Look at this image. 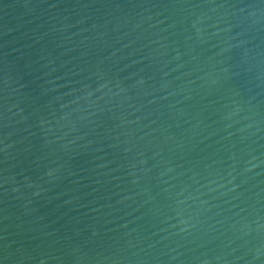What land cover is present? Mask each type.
I'll return each instance as SVG.
<instances>
[{
  "label": "water",
  "instance_id": "1",
  "mask_svg": "<svg viewBox=\"0 0 264 264\" xmlns=\"http://www.w3.org/2000/svg\"><path fill=\"white\" fill-rule=\"evenodd\" d=\"M0 264H264V0H0Z\"/></svg>",
  "mask_w": 264,
  "mask_h": 264
}]
</instances>
